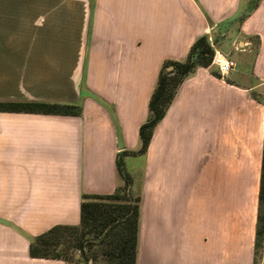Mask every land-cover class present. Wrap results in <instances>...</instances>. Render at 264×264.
<instances>
[{
  "label": "crops",
  "instance_id": "1",
  "mask_svg": "<svg viewBox=\"0 0 264 264\" xmlns=\"http://www.w3.org/2000/svg\"><path fill=\"white\" fill-rule=\"evenodd\" d=\"M252 3L0 0V101L83 107L81 116L0 112V264H66L31 258V238L80 225L83 195L123 186L117 157L141 147L163 63L186 59L205 34L216 57L234 61L223 76L236 84L199 68L147 154L126 158L142 196L137 264H254L264 0L235 28Z\"/></svg>",
  "mask_w": 264,
  "mask_h": 264
},
{
  "label": "trees",
  "instance_id": "2",
  "mask_svg": "<svg viewBox=\"0 0 264 264\" xmlns=\"http://www.w3.org/2000/svg\"><path fill=\"white\" fill-rule=\"evenodd\" d=\"M251 6L237 21L239 24L259 6ZM260 44L257 40V48ZM257 54V50H255ZM216 47L208 34L198 37L184 60H166L159 72L156 87L149 101V118L140 127L139 150H124L118 154L117 168L124 181L111 195H83L81 223L78 226L58 225L32 237L30 256L34 259L58 260L66 264H137L142 196L132 190L133 178L126 166L129 156L147 154L157 126L165 118L177 98L180 88L199 68L209 69L217 78H224L213 64ZM258 102L260 98L253 93ZM262 103V102H261ZM0 112L34 113L46 115L81 116V105L38 101H0ZM264 251V148L259 193L258 222L255 240L254 264H260Z\"/></svg>",
  "mask_w": 264,
  "mask_h": 264
},
{
  "label": "rangeland",
  "instance_id": "3",
  "mask_svg": "<svg viewBox=\"0 0 264 264\" xmlns=\"http://www.w3.org/2000/svg\"><path fill=\"white\" fill-rule=\"evenodd\" d=\"M238 25H239V22L237 21L236 22V27L235 28H238ZM244 38V37H243ZM243 38H240V39H238L237 41H239V40H241V42H244V39ZM248 39L249 40H252V43H253V46L254 47H256L257 46V36H249L248 37ZM237 41H235V47L237 46ZM242 45H243V43H242ZM257 48V47H256ZM254 55H255V52H254ZM254 57V56H253ZM253 61V58L252 57H249L248 59H247V62H248V66L250 65V63ZM222 73V72H221ZM249 73H250V71H249ZM222 75H228V73H222ZM249 75H251V73L249 74ZM253 75V74H252ZM254 77H255V74H254ZM253 93H255L257 96H258V98H260V101L262 102V103H264V87H259L258 89H256L255 91H253ZM252 93V94H253ZM260 264H264V251H263V256H262V258L260 259Z\"/></svg>",
  "mask_w": 264,
  "mask_h": 264
},
{
  "label": "built area",
  "instance_id": "4",
  "mask_svg": "<svg viewBox=\"0 0 264 264\" xmlns=\"http://www.w3.org/2000/svg\"><path fill=\"white\" fill-rule=\"evenodd\" d=\"M224 59L226 60L225 66L221 65V61H220L219 57H215L213 64L218 66L222 73H229L233 69V67L235 66V63H234V61H232L230 59H227V58H224Z\"/></svg>",
  "mask_w": 264,
  "mask_h": 264
},
{
  "label": "bare ground",
  "instance_id": "5",
  "mask_svg": "<svg viewBox=\"0 0 264 264\" xmlns=\"http://www.w3.org/2000/svg\"><path fill=\"white\" fill-rule=\"evenodd\" d=\"M220 61H221V65L225 66L226 65V60L224 59L223 56H219Z\"/></svg>",
  "mask_w": 264,
  "mask_h": 264
}]
</instances>
